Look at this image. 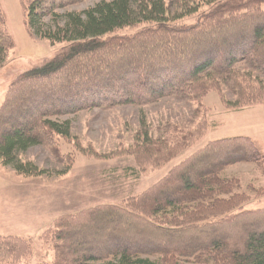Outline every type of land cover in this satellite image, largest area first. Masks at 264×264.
<instances>
[{
  "label": "trees",
  "instance_id": "16d2710c",
  "mask_svg": "<svg viewBox=\"0 0 264 264\" xmlns=\"http://www.w3.org/2000/svg\"><path fill=\"white\" fill-rule=\"evenodd\" d=\"M82 1H23L30 36L64 47L7 88L0 106L1 167L25 178L46 175L20 156L34 147L50 148L54 136L69 139L70 123L59 119L85 111L141 108L165 99L198 104L210 93L234 112L264 108V0H178L177 16H170L164 0H110L78 14H57ZM190 5L196 6L188 10ZM200 7H209L210 13L193 26L165 28ZM0 11L5 32L0 33L1 67L14 43ZM141 24L154 27L131 38L104 39ZM153 147L142 126L134 156L150 155ZM193 157L179 173L131 201L125 213L106 208L92 214L91 224L67 226L64 232L62 222L57 224L54 264H185L190 259L196 264H264V209L239 208L244 199L236 195L239 181L220 177L236 165L262 168V146L250 138H223ZM236 222L242 228L237 240L214 234L206 243L186 239ZM90 225L89 240L75 241L83 236L76 231L89 232ZM26 245L0 238V264L23 259Z\"/></svg>",
  "mask_w": 264,
  "mask_h": 264
},
{
  "label": "rangeland",
  "instance_id": "374dc122",
  "mask_svg": "<svg viewBox=\"0 0 264 264\" xmlns=\"http://www.w3.org/2000/svg\"><path fill=\"white\" fill-rule=\"evenodd\" d=\"M23 1L0 0L4 15L1 20L14 43L0 67V106L16 77L40 66L64 47H51L46 41L30 36L25 27ZM102 1L110 0H84L57 14H78ZM235 1L241 3L244 0ZM164 3L170 16L180 13L178 0H164ZM195 6L190 5L188 10ZM261 9L264 11V5ZM209 11V7H200L190 17L165 28L191 27ZM46 23L51 22L46 20ZM152 27L141 24L119 30L104 39L131 38ZM0 33L5 35L3 27ZM224 96L226 100H232L228 94ZM59 121L70 123L69 139L54 136L50 148L34 147L20 156L23 163L34 164L46 175L25 178L0 166V238L19 239L28 249V254L14 264H54V247L60 244L55 240L57 224L62 222L64 232L67 226L91 224L88 221L92 214L106 208L125 213L132 206H129L131 201L163 184L171 174L179 173L211 141L250 138L262 146L264 153V108L234 112L225 109L216 93L208 94L198 104L165 99L141 108L126 106L85 111ZM142 126L148 129L154 143L153 153H137L138 157H135V138ZM220 177L239 181L240 189L236 195L244 198L239 208L264 209V165L262 168L244 164L232 166ZM170 214L158 218L165 221ZM92 226L86 228L89 232L76 231L83 236L74 240L78 243L88 241L85 238L93 231ZM238 226L221 224L206 229L203 236L197 232L186 239H201L206 243L213 237L225 236L237 240L242 229ZM212 234L213 237H209ZM154 258L160 261V257ZM185 264L196 262L190 259Z\"/></svg>",
  "mask_w": 264,
  "mask_h": 264
}]
</instances>
